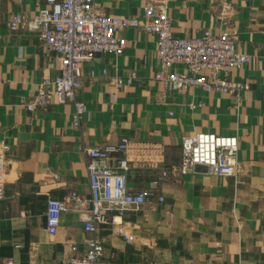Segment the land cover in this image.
<instances>
[{"label":"crops","instance_id":"1","mask_svg":"<svg viewBox=\"0 0 264 264\" xmlns=\"http://www.w3.org/2000/svg\"><path fill=\"white\" fill-rule=\"evenodd\" d=\"M45 1L0 0V154L6 153L0 264H65L72 246L85 252L91 236L83 228L90 211L84 148L129 139L128 186L136 193L180 165L184 138L203 133L239 138V174L225 178L197 170L162 178L164 203L118 220L134 235L133 244L111 222L100 227L102 263L264 264V0H95L98 12L112 18H141L146 6L165 4L179 39L234 32L251 63L232 71L231 79L248 89L236 96L197 88L171 92L155 79L156 38L130 29L121 34L123 56L100 55L83 68L78 98L87 112L80 129L71 104L52 98L34 112L26 108L42 90H53L61 62L46 54L35 34L8 26L17 15L34 18ZM73 194L79 203L68 206L50 238L48 200L65 202Z\"/></svg>","mask_w":264,"mask_h":264},{"label":"built area","instance_id":"2","mask_svg":"<svg viewBox=\"0 0 264 264\" xmlns=\"http://www.w3.org/2000/svg\"><path fill=\"white\" fill-rule=\"evenodd\" d=\"M45 4V8L31 20L17 15L8 26L10 32L25 28L35 34L46 54L56 56L61 62L53 90H42L35 100L26 103L30 112L46 107L54 98L59 105L71 104L74 107L73 125L80 129L87 112L85 103L78 98L84 84L83 68L93 64L100 55L123 56L126 42L121 34L130 29H141L156 38L160 70L155 79L171 92L185 93L197 88L209 94L236 96L248 89L246 84L231 79L232 71H240L251 63L250 58L238 49L234 32L213 34L204 31L196 37L176 38L166 5L161 3L146 6L143 16L136 19L101 14L95 0H46ZM91 75L93 78L94 73ZM134 79L135 76L131 75L128 85ZM118 84L122 82L118 81ZM130 144L129 139L123 138L116 144L84 148L90 183V211L83 228L91 238L86 241L83 254L79 253L77 246H72L71 256L65 264H103L104 246L97 234L100 227L109 222L115 226L120 238L133 244L134 235L129 234L118 220L147 204L164 203L165 199L159 194V181L170 173L184 177L204 169L225 178L239 174V138L203 133L183 139L180 165L164 170L160 179L146 190L132 193L128 186ZM112 162L116 163L115 167L110 165ZM5 196L4 152L0 154V202ZM75 203H79L76 194L65 202L48 200L47 234L50 238L57 236L62 215L70 204ZM112 213L115 216L110 220ZM5 264L14 262L8 259Z\"/></svg>","mask_w":264,"mask_h":264},{"label":"water","instance_id":"3","mask_svg":"<svg viewBox=\"0 0 264 264\" xmlns=\"http://www.w3.org/2000/svg\"><path fill=\"white\" fill-rule=\"evenodd\" d=\"M198 170H204V169H198Z\"/></svg>","mask_w":264,"mask_h":264}]
</instances>
